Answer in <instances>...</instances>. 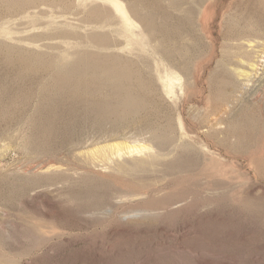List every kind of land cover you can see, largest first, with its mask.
Instances as JSON below:
<instances>
[{
  "label": "rangeland",
  "instance_id": "obj_1",
  "mask_svg": "<svg viewBox=\"0 0 264 264\" xmlns=\"http://www.w3.org/2000/svg\"><path fill=\"white\" fill-rule=\"evenodd\" d=\"M0 264H264V0H0Z\"/></svg>",
  "mask_w": 264,
  "mask_h": 264
},
{
  "label": "bare ground",
  "instance_id": "obj_2",
  "mask_svg": "<svg viewBox=\"0 0 264 264\" xmlns=\"http://www.w3.org/2000/svg\"><path fill=\"white\" fill-rule=\"evenodd\" d=\"M174 1V0H173ZM172 2V1H171ZM169 3L170 5L172 4V3ZM176 2H178V1H176ZM174 3V2H173ZM180 3V2H179ZM178 3V4H179ZM175 4V3H174ZM131 5H132V3H131ZM176 5H177V3H176ZM180 5H182V4H180ZM129 6H130V4H129ZM174 6V5H173ZM179 6V5H178ZM180 8V7H179ZM182 8V7H181ZM177 9H178V7H177ZM170 11V10H169ZM150 13V12H149ZM145 14V13H144ZM147 15V14H146ZM169 16V15H168ZM99 18V17H98ZM145 18V17H144ZM149 18V17H148ZM79 20H81V19H79ZM85 19H82L81 21H84ZM91 20V19H90ZM89 21V20H88ZM107 23V22H106ZM257 65V64H256ZM119 73H120V71H119ZM117 75H118V72H117ZM122 75V74H121ZM120 76V75H119ZM123 77V76H122ZM125 77V76H124ZM140 78V77H139ZM121 79V78H120ZM81 83V82H80ZM144 147V146H143ZM149 147V146H148ZM119 153V152H118Z\"/></svg>",
  "mask_w": 264,
  "mask_h": 264
}]
</instances>
